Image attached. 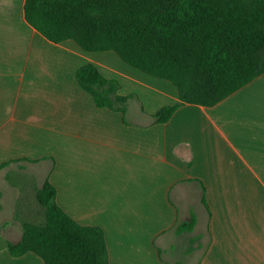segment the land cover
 <instances>
[{
    "label": "crops",
    "instance_id": "1",
    "mask_svg": "<svg viewBox=\"0 0 264 264\" xmlns=\"http://www.w3.org/2000/svg\"><path fill=\"white\" fill-rule=\"evenodd\" d=\"M25 2L0 0V264H44L12 257L8 242L22 239L26 196L47 180L69 216L104 230L110 264H264V74L156 124L179 102L170 82L115 52L48 40ZM86 64L120 82L125 116L80 87Z\"/></svg>",
    "mask_w": 264,
    "mask_h": 264
},
{
    "label": "trees",
    "instance_id": "2",
    "mask_svg": "<svg viewBox=\"0 0 264 264\" xmlns=\"http://www.w3.org/2000/svg\"><path fill=\"white\" fill-rule=\"evenodd\" d=\"M25 18L54 43L115 52L128 66L170 82L179 102L160 109L156 124L185 104L214 107L264 74V0H26ZM76 78L99 108L126 115L131 97L120 94L119 81L94 64L80 67ZM56 198L49 180L37 189L45 222H23L22 239L8 242L10 255L33 253L44 264H110L104 230L79 224ZM195 223L193 217L181 230Z\"/></svg>",
    "mask_w": 264,
    "mask_h": 264
},
{
    "label": "rangeland",
    "instance_id": "3",
    "mask_svg": "<svg viewBox=\"0 0 264 264\" xmlns=\"http://www.w3.org/2000/svg\"><path fill=\"white\" fill-rule=\"evenodd\" d=\"M26 198H28L29 200V203H28L29 211H28V215L26 212L24 213V216L26 215V218H24L22 222H29V223H34V224L44 223L45 222L44 211L36 199V194L35 195L28 194ZM18 214L22 215L23 212H20Z\"/></svg>",
    "mask_w": 264,
    "mask_h": 264
}]
</instances>
